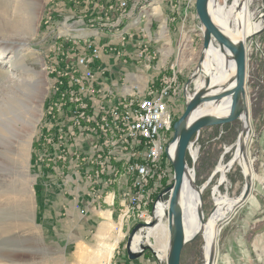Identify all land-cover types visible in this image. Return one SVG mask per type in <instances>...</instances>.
<instances>
[{
  "label": "rangeland",
  "instance_id": "rangeland-1",
  "mask_svg": "<svg viewBox=\"0 0 264 264\" xmlns=\"http://www.w3.org/2000/svg\"><path fill=\"white\" fill-rule=\"evenodd\" d=\"M103 1L0 0V129L2 126L12 124L8 121L10 116L4 117L3 114L8 115V103L18 102L15 94L18 93L21 96L30 94L35 99V116L30 117L27 136L24 137L25 133L20 126L18 138L14 135L11 136L14 138L12 146L7 149L4 155L2 153L5 146L1 142L4 137L2 138L0 133V264H114L124 254L129 258L127 243L133 229L139 224L149 226L153 221V216L150 223H144L138 217H121V209L124 208L122 201L126 200V192L129 191L124 189H121V196H117V198L119 197L118 200L121 201L119 205L111 204L110 199L104 202L108 208H113V214L116 213L114 220L110 221L109 218L107 223L97 222L93 224L94 226L91 225L88 228L85 225V227L77 230L76 227H69L75 235H71L66 229L69 224L66 225L65 217L52 220L56 233L52 229L47 230L42 219L39 201L40 181L44 177V173L48 174L43 168L50 170L55 162L59 163V166L61 165V170L58 173L61 180L72 174V176H83L87 183L89 182L86 197L91 200L89 207L92 210L93 208L99 209L94 204V200L103 201L105 197L102 193L103 190L100 189L101 185L97 188L98 185L95 187L90 181V178L95 174L94 171L97 172L98 163L95 162L89 166L88 168L92 169L93 173L86 175L87 173L80 171L79 165L82 163L86 165L84 159H89V156L87 154L82 156V153L74 155L80 144L84 145V139L78 137L68 141V147L65 146V155L61 154V150L59 154L55 146L49 145L46 139L47 135L55 133V131L50 130V119L47 115L49 102L52 98L50 86L53 79L47 68L53 65L58 53L56 48L71 52L70 39L79 37L76 33L84 30L87 24H89L88 27L93 25L104 29L116 26L115 29H117L130 12L128 11L129 0L127 12L122 17L114 18L115 15H118L114 14L112 20H107L106 16L101 17L100 10L101 6H104ZM139 1L143 2L146 7L156 8L155 15L154 13H144L146 17L153 14L152 18L161 17V11L158 8L160 2H169V0ZM108 3L104 4L107 6ZM262 4L263 0H253L252 5H248L253 21L259 19ZM217 5L224 6V0H219ZM226 6V10L235 7V0H227ZM92 9H94L93 12ZM90 15L93 18H89ZM164 23L161 22V25ZM196 26L197 28L200 26L198 21ZM120 29H122V25ZM160 29L158 28L160 35H165L164 32L167 31V28L160 27ZM126 31L128 32V30ZM256 33L257 31L244 40L247 70L246 90L251 119L249 133L251 140L247 141L246 152L252 161V169L256 178L253 179L248 196V198L252 196V200L248 202L247 199L244 205L236 208L221 222L218 228L214 264H264V189L261 183L264 180V166H261L264 163V61L257 49L247 51L248 41L257 36L262 46L264 45V29L257 33V36ZM129 34L134 35L132 32ZM198 34L201 35L199 38L201 45L195 38L192 48L197 53L199 61L203 51L204 34L203 32H198ZM57 36L60 37L58 39L59 46L55 44V37ZM182 42L188 43V40L183 38ZM5 44L9 46V49H5ZM214 46L219 49L216 42ZM137 47L147 50L146 56L140 60V64L144 66L145 73L152 77L150 86H153L155 83L154 70L163 72L166 65L159 55L149 52V44L140 41ZM182 47L183 43L181 44ZM13 48L18 51L13 50ZM133 61L139 63V60L137 61L135 58ZM165 76H161L159 80ZM132 78H135L134 75ZM20 80L21 84L18 82ZM177 81L180 88L171 103L174 125L185 112L186 97H190L196 92L201 79H196L187 90L185 89L188 82L187 74L183 82L182 78ZM156 83L155 85H157ZM183 84L185 85L183 86ZM95 95L98 102L104 101L100 92L95 93ZM22 99L25 100L26 98ZM68 111L69 109H66V112ZM65 115L70 116L68 113L62 114L61 121L68 128L71 127V130H74L78 136L81 131L73 127L69 121L70 118H66ZM240 131L241 122L236 121L230 125L212 129V132L208 129L204 131L208 134L212 133V137H218V140L209 141L205 139L206 136L203 139L200 133L194 139L195 141H192L187 160L190 169H193L196 184L200 188L206 185L202 193L206 219L214 209L217 196L223 195L235 199L242 194L245 188V178L239 165H234L226 174L227 181L225 183L220 182L222 174L216 170L221 164L226 166L232 160L237 149L236 144ZM174 133L173 126L170 142ZM19 134L23 136L19 137ZM220 134H222L221 137H219ZM93 142L95 143V140L92 141V144ZM91 155L92 159H95V154ZM170 169L173 171V180L157 189L154 195V204L159 195L174 183L172 163ZM70 170L74 172L68 173ZM128 177H130V173L118 176L112 185L121 187L122 181L129 179ZM94 179L97 181L96 176ZM154 204L151 207V212ZM53 206L54 203H48L47 208L51 209ZM85 213V211H81L82 215ZM159 225V228L154 230V234L151 233L149 238L146 236L147 244L154 248L157 255L152 251H146L138 259L149 253L154 257L157 264L167 263L165 247L166 243L169 246L170 241L167 217H164ZM142 230L145 229L141 228L136 236H142ZM119 232L122 233L121 237ZM116 239H119V243L114 248L112 259H105L104 251L106 252V249ZM204 248L205 240L203 236H198L197 239L185 246L181 264H205ZM132 249L135 250L133 246Z\"/></svg>",
  "mask_w": 264,
  "mask_h": 264
},
{
  "label": "built area",
  "instance_id": "built-area-1",
  "mask_svg": "<svg viewBox=\"0 0 264 264\" xmlns=\"http://www.w3.org/2000/svg\"><path fill=\"white\" fill-rule=\"evenodd\" d=\"M170 1L174 9H178L180 1L184 3L186 10L196 5V0ZM246 1L248 5H252L253 0ZM128 4L129 0H119L117 3L110 2L107 6H101V17L106 16L107 20H112L114 14L122 17L127 12ZM258 18L260 27L257 33L264 29V1ZM115 28L113 26L112 30ZM130 36L132 35L127 31L120 34L122 45H125ZM59 38L55 37L57 46ZM69 44L72 46L71 52L54 47L58 53L53 65L47 68L49 75L53 77L50 86L52 98L47 115L50 130L55 131L53 135H47V143L53 144L59 154L61 150V154L65 155L68 141L78 137H93L96 142L91 145L89 152L95 154V159L87 154L89 159H84L86 166L97 162L94 176L97 181H103L107 176L108 180L103 182L106 186L111 185L118 176L130 173L128 178L131 189L126 192V200L122 201L124 208L121 209V217H138L144 223H150L151 207L157 189L173 180L166 148L173 134L174 115L171 103L180 88L178 77H162L157 85L145 90V95L141 84L134 79L127 95L106 92L104 88L97 86V74L105 76V71L100 67L102 50L82 37H72ZM146 48L140 47L138 55L134 56L135 60H139L138 64L146 56ZM263 48L258 36L248 41L247 51L257 49L264 61ZM117 54L115 56L118 58L126 56L121 51H117ZM99 92L104 101L96 100L95 93ZM66 109L69 111L66 112ZM65 113L70 115L65 116L70 118L72 126L81 131L78 136L61 121V115ZM261 183L264 189V180Z\"/></svg>",
  "mask_w": 264,
  "mask_h": 264
},
{
  "label": "crops",
  "instance_id": "crops-1",
  "mask_svg": "<svg viewBox=\"0 0 264 264\" xmlns=\"http://www.w3.org/2000/svg\"><path fill=\"white\" fill-rule=\"evenodd\" d=\"M119 0H104V3L111 2L117 3ZM108 3V4H109ZM171 1L167 3L160 2L159 7L161 11V17L152 18V15H146L144 13H156V8L146 7L145 4L139 0H130V5L128 11V16L121 22V25L117 29L112 30V28H101V27H88L82 30L80 33H76L79 37L89 39L94 43V46L99 47L102 50V57L100 60V67L105 71V76L102 77L97 74L98 82L97 86L104 88L106 92L111 91L117 95L123 96L130 92V84L132 75H134L135 81L141 84L144 95L146 94L147 88L152 84L151 76L145 73L144 66L135 63L133 58L138 55L140 47L137 44L142 41V43L149 44L150 53L159 55L165 66V71L154 70V82L159 83V78L163 75L177 76L178 79L185 78L188 75L189 78L194 74L195 69L198 65V55L192 48V43L197 39L200 43L201 35L198 32H203L201 25L197 28L196 23L199 22L196 14V6L186 10L184 8V3L180 1L178 9H174L173 5L170 4ZM106 6V5H105ZM94 9H92V12ZM118 15H115L116 18ZM89 18H93L90 15ZM161 22H165L161 25ZM200 24V22H199ZM160 27L167 31L164 32L165 35H160L158 28ZM132 32L134 35L127 37L125 45H122V40L120 34ZM161 30V29H160ZM76 35V36H77ZM183 38L188 40V43L182 42ZM196 38V39H195ZM183 47L181 48V44ZM117 51H121L122 55L117 57ZM126 59V62H125ZM147 67V66H146ZM164 70V69H163ZM154 83V84H155ZM185 84H183L184 86ZM84 139V145L80 144L79 149L74 153V155L86 156V154H92L90 151L92 141L95 140L93 137H86ZM96 142V141H95ZM94 143V142H93ZM76 144V143H75ZM80 150V151H79ZM44 151L42 150V153ZM48 162V161H46ZM44 166V165H43ZM83 173L90 175L93 170L86 167L85 163L79 165ZM41 168V166H39ZM43 168V167H42ZM48 174H43L44 177L41 178L40 188H39V201L41 204V214L44 220V225L47 230H54L57 232L52 220H56L59 217H65L67 230L73 234L69 227H76V230L101 222L107 223L108 219L114 220L116 213L113 214V208H108L104 202L110 199L111 204L119 205L121 201L118 200L117 196H121V189L125 191L131 189L130 179H125L122 181V186H113L112 184L106 186L105 183L108 177L105 176L103 181H96L94 175L90 178L93 186H100L102 193L105 195L103 201H95L94 204L97 208L93 210L89 207L91 200L86 197V190L89 186V182L83 178V176H72L70 174L66 179H60L58 173L61 170V165L55 162L52 165V169L46 170ZM85 171V172H84ZM74 171L70 170L68 173ZM60 175V174H59ZM84 175V174H83ZM42 177V176H40ZM105 182V183H103ZM107 197V198H106ZM106 198V199H105ZM48 203H54L51 209L47 208ZM102 203V205H101ZM80 207V208H79ZM104 210H103V208ZM101 213H94L98 211ZM81 211H85V215L81 214ZM101 224V225H102ZM94 226V225H93ZM99 226V225H98ZM79 235V233H77ZM114 264H157L154 257L149 253L137 261H132L127 255H123L122 258L116 260Z\"/></svg>",
  "mask_w": 264,
  "mask_h": 264
},
{
  "label": "water",
  "instance_id": "water-1",
  "mask_svg": "<svg viewBox=\"0 0 264 264\" xmlns=\"http://www.w3.org/2000/svg\"><path fill=\"white\" fill-rule=\"evenodd\" d=\"M219 0H215V6ZM264 1V0H263ZM211 0H197L196 1V14L200 22L201 29L204 34L203 51L195 69L194 74L189 78L185 89L198 78L201 79L199 87L196 92L186 97V108L183 115L174 125V137L166 148V154L174 169V183L167 187L158 197L156 203L153 206L152 216L153 221L149 226L145 224L137 225L127 243V251L131 260H136L141 257L146 251H152L157 255L154 248L147 244L146 236L148 228H153L160 224L156 219V213L160 204L165 206L164 217L168 219V228L170 233L169 251L167 253L166 264H181L182 252L185 246L197 239L195 236L193 239H188L185 231V215L181 206V192L184 186L185 177L190 171L193 173V169H190L187 160L188 151L192 146V139L196 135H200L202 129L209 127L227 126L236 121L241 122V131L238 136L236 144L237 149L242 155L245 156L247 151L246 138L250 133L248 126L250 120L248 95L246 92V51L244 46V40H237L226 34L216 23L214 22L210 13ZM226 8L227 0H224ZM244 0H235V8L240 11L244 7ZM241 6V8H240ZM217 43L220 53L228 51L229 55H224L227 60H232L235 64V75L222 87L221 91L215 90L213 94L208 93V89L212 85L211 78L205 73V66L208 64L210 48L214 47V43ZM204 84V85H203ZM230 102V112L228 115H216L214 112H208L204 115L192 119V116L198 109L203 106L209 105L214 110L220 107L225 102ZM174 146L173 152H171ZM231 162V161H230ZM230 162L226 165L227 171L230 170L233 165ZM242 172L245 178V188L239 198L238 207L245 204L252 188V176L242 168ZM195 189L200 193V200L202 206L199 211V217L204 220V206L202 193L206 187H199L194 182ZM236 198V199H237ZM235 200V199H233ZM216 207L210 213L212 215ZM141 228L145 230L142 232V241L139 244L138 249L133 250L132 244L134 237ZM214 251L210 254L209 259H205V264H214Z\"/></svg>",
  "mask_w": 264,
  "mask_h": 264
},
{
  "label": "bare ground",
  "instance_id": "bare-ground-1",
  "mask_svg": "<svg viewBox=\"0 0 264 264\" xmlns=\"http://www.w3.org/2000/svg\"><path fill=\"white\" fill-rule=\"evenodd\" d=\"M215 0H211L210 2V13L216 25H218L222 30L226 32L230 37L237 40H245L249 35L255 33L260 27V23L258 20H252L251 13L248 8V1H245V5L238 11L237 8L232 7L229 10L221 5L215 6ZM241 8V6H240ZM236 9V10H235ZM15 27V26H13ZM11 28V27H10ZM5 49H9V46L5 44ZM11 47V46H10ZM13 50H16L13 48ZM18 51V50H16ZM17 53V52H16ZM209 59L208 64L205 66V73L212 80V85L207 90L209 94H213L215 90L221 91L222 87L235 75V64L232 60H227L224 55H229V52L226 51L224 54L220 53V50L215 46L210 48L209 51ZM213 71V72H212ZM10 78V77H9ZM21 84V80L18 81ZM18 84V85H19ZM204 85V84H203ZM247 92V90H246ZM17 96L18 102L7 104L8 115H4V117H8V121L12 124L8 126H2L0 129V133L4 140L0 141L5 146L2 155L5 154L7 149L12 146L14 138L11 136H15L18 138V130L20 126L25 133L24 137L27 136V130L29 126V120L31 116H35L34 104L35 99L32 95H19ZM22 98H26L25 100ZM212 106L206 105L197 110L192 116V119L204 115L208 112H214L216 115H228L230 112V102L227 101L222 104L220 107L215 108L214 110L211 108ZM249 128L251 129V119L248 123ZM30 129V128H29ZM22 134H19V137H22ZM7 140L8 142H6ZM249 140H251L250 134L246 138V143L248 144ZM248 141V142H247ZM174 146L171 149L173 152ZM195 155V152H194ZM230 164L239 165L241 168L245 170V172L249 173L253 179L256 176L253 173L252 169V161L249 158L248 153L246 152L245 156L242 155L239 151V148L236 149V152L230 162ZM233 165V166H234ZM216 170H218L221 176V183H225L227 181L226 174L230 171H227V168L224 164H221ZM196 181L194 173L190 171L187 173L185 177L184 186L181 192V206L185 215V231L188 239H193L195 236H203L205 240V259H209L210 254L214 251L213 246L215 247V241L218 235V228L222 221H224L230 213H233L238 206L239 198H235V200L229 198L228 196L220 195L215 199V210L210 217L207 219L204 215V220H201L199 217V211L202 206V202L200 200V193L195 189L194 182ZM219 182V183H220ZM217 187V186H216ZM215 189V188H214ZM219 189V188H218ZM217 189V191H218ZM216 193V192H215ZM218 194V193H217ZM215 197V196H214ZM252 200V196L248 198V202ZM165 206L160 204L157 213L156 219L161 222L162 217L164 216ZM122 219V218H121ZM159 224L153 228L148 229L147 238L150 237V234L159 228ZM103 228V227H102ZM121 228V227H120ZM106 230V228H105ZM121 231V230H120ZM143 231V230H142ZM154 234V233H153ZM121 237L122 233L119 232ZM112 236V235H111ZM198 238V237H197ZM143 237L141 235L136 236L134 239V244L132 245L134 249L139 247L141 240ZM167 241V238H166ZM169 241V240H168ZM119 243V239H116L114 243L110 244V247L104 251V258L111 260L113 256V251L115 246ZM166 243L165 251L168 253L169 246Z\"/></svg>",
  "mask_w": 264,
  "mask_h": 264
},
{
  "label": "flooded vegetation",
  "instance_id": "flooded-vegetation-1",
  "mask_svg": "<svg viewBox=\"0 0 264 264\" xmlns=\"http://www.w3.org/2000/svg\"><path fill=\"white\" fill-rule=\"evenodd\" d=\"M222 127H224V126H222ZM215 128H221V126H218V127H210V128H205V129H202V131H201V138H203V137H205V139H208L209 141H212V140H218V137H212L213 136V134L212 133H210V134H208V133H205L204 131L206 130V129H208L209 131H211L212 132V129H215ZM221 133H223V131H221ZM222 136V134H220L219 135V137H221ZM196 138V135L193 137V139H192V141H195L194 139ZM204 139V138H203ZM189 152V151H188ZM189 154V153H188Z\"/></svg>",
  "mask_w": 264,
  "mask_h": 264
}]
</instances>
